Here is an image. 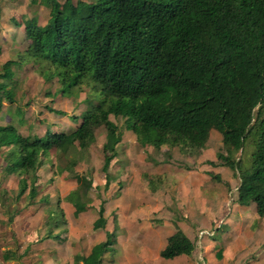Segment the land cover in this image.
<instances>
[{
    "label": "trees",
    "instance_id": "trees-1",
    "mask_svg": "<svg viewBox=\"0 0 264 264\" xmlns=\"http://www.w3.org/2000/svg\"><path fill=\"white\" fill-rule=\"evenodd\" d=\"M42 2L50 19L45 26L35 18L25 23L26 59L39 65L45 80L56 78L61 93L90 83L98 102L69 133L25 137L13 126L0 125V150L11 149L5 171L22 173L19 197L27 192L31 202L38 197V172L51 150L64 155L77 146L87 151L101 127L107 138L102 172L108 190L109 167L122 137L110 120L114 116L125 120L142 148L167 146L188 155L204 150L211 131H218L231 146L227 148L241 154L232 159L219 153L218 162L210 164L233 168L240 179L237 202L254 204L264 217V0ZM14 64L3 65L1 79L12 82ZM0 93L14 103L7 84L0 83ZM2 111L0 103V115ZM249 140L253 151L247 166L242 155ZM77 164V159L71 161L69 172L90 190L93 183L78 175ZM104 203L94 230L106 226ZM75 204L84 211L80 202ZM115 242V233L107 234L88 256L76 255L74 264H103ZM193 250V243L177 231L160 256L174 259Z\"/></svg>",
    "mask_w": 264,
    "mask_h": 264
},
{
    "label": "rangeland",
    "instance_id": "rangeland-1",
    "mask_svg": "<svg viewBox=\"0 0 264 264\" xmlns=\"http://www.w3.org/2000/svg\"><path fill=\"white\" fill-rule=\"evenodd\" d=\"M32 1L0 0V72H2L6 62L12 60L17 63L12 67L15 75L11 83L9 80L0 78V83L7 84L8 89L13 90L14 93V103L8 102L4 93H0V102H4V108L0 115V125L13 126L25 137H42L47 132L69 133L76 126L73 127V123L80 122L83 113L92 108L91 104L98 102V94L94 93L92 85L88 82L82 83L71 93H61L60 84L56 78L51 81L45 80L39 65L32 60H26L25 51L28 41L25 39L24 33L25 23L35 18L39 25L45 26L50 19V9L45 6L42 0H35V3ZM59 1L64 2V0ZM57 112H65L66 115L59 116ZM110 118L118 125L122 133L127 132L123 118L114 116H110ZM105 134V128H99L96 132V141L87 151L80 152L75 146L74 149L68 148L64 155L53 149L44 156V164L38 172L40 177L39 195L33 202L29 199L28 192L22 197L18 196L22 173L11 174L5 171L10 161L11 149L3 148L0 150V264H74L73 258L76 254L87 255L91 251L93 245L97 243L96 237L104 233L100 231L96 234L92 229L93 221L99 217L97 211L101 201L119 198L122 195L120 190L124 188V185L119 183L112 185V189L105 190L106 181L101 171L104 157L108 153L103 152L107 143ZM128 135L135 137L129 130ZM125 139L128 141L127 138ZM207 144L211 145L217 152V162L219 153L228 155L232 159L241 154L235 155L233 151L227 148L231 146L223 143L222 135L216 130L211 131ZM123 148L125 147L123 146ZM123 148H120V152L123 151ZM128 148L132 149L136 155H142V147L138 143L133 141ZM147 149L145 153H147L148 166L154 172H163L164 165L169 163L172 156L175 159L176 154L179 157L185 156L187 158L185 162L193 165L191 159L193 155L182 154L178 148L169 149V147L164 146L161 150H156L149 146ZM168 151L170 157L166 155ZM252 151L253 144L249 140L242 155L243 163H247L245 164L247 166H249ZM76 159L78 164L74 170L79 176L92 181L93 185L90 190L83 179L75 180L69 172L71 161ZM187 164L181 162L180 165L188 167ZM119 165L122 168L115 171V166ZM171 165L175 168L180 167L176 163H171ZM112 168L114 171L110 183L116 179L124 178L122 176L125 171V164H114L113 161ZM165 168L167 170L169 167ZM131 174H129L127 182L135 177ZM209 175L215 176L213 173H209ZM147 176H143L142 179L147 184L148 180H152V182L143 189V194L146 196L145 200L141 202L139 199L134 211L131 209H126V211L130 213L127 214L128 216H132L135 211L141 214L138 219L139 225L152 226L154 230H159L158 227L164 224L170 226L169 223L175 222L162 218L160 211L155 212L152 209L155 206L153 203L155 201H159V206L163 205L161 199L167 194H172L171 186L166 184L165 177L161 174ZM178 180H181L180 177ZM213 180V184L219 185L220 182L216 178ZM96 182L101 185L96 187ZM239 185L240 179L234 172L232 187L225 185L228 187V194L232 191V197L229 196L228 199L230 202H232L231 198H237ZM79 187L80 191L77 194L76 190ZM159 188H161L160 194H154ZM165 189L167 191L163 195ZM152 197H155V200L150 202ZM77 200L83 207L85 206L84 211L76 206L75 202L79 204ZM252 206L242 208L241 214H238L234 204L229 206L226 223L230 220L235 221V223L240 220V225L233 226L230 232L240 228L243 231L241 236H245V238L244 241H242L241 236L240 241L237 237L225 239L224 244L221 241V236H217L219 240L215 239V242L219 241V243L216 245L214 253L216 255L221 250V255L227 257V263L235 264L232 258L235 254L234 243V245H244L246 249L244 261L239 264H264V217H259L255 205L252 204ZM112 211L114 209L111 208ZM242 214L246 218L244 224L241 223L244 222ZM225 229H228L226 224L223 225V230ZM134 237L141 238V231L137 227ZM161 243V241L156 240L146 248L155 255L158 254V250L162 246ZM134 245L141 247L142 244L136 240ZM224 246H230L226 248V254H224ZM160 260L156 264H172L174 262V260L161 258ZM110 263L107 261L106 264Z\"/></svg>",
    "mask_w": 264,
    "mask_h": 264
},
{
    "label": "crops",
    "instance_id": "crops-1",
    "mask_svg": "<svg viewBox=\"0 0 264 264\" xmlns=\"http://www.w3.org/2000/svg\"><path fill=\"white\" fill-rule=\"evenodd\" d=\"M12 72L14 76L15 73L13 70ZM0 103L4 108V102ZM88 111L86 110L83 113L82 119ZM80 122L78 121L77 123H73V127L74 125H76L73 130L78 127ZM125 138H127L128 141ZM133 141L137 143L136 138L133 135L129 137L128 130L127 132L122 133L121 142L117 145L116 148V157L112 160L109 167V174L110 177H113V161L114 164L123 163L125 164V171L122 176L124 178L116 179V181L110 183L108 188V190L110 188L112 189V185H117L121 183L122 185H124V188H121L120 190L122 195L119 198L108 200L109 202L104 199V216L107 219L106 226L105 228L98 230H94L92 227L93 231L96 234L100 231L104 232L103 234H101V236L96 237L97 243H95L93 247L99 243L105 242L107 240V234L109 233H115L116 236V242L113 245V250L104 256L103 264H106L107 261L111 262L110 264L159 263L161 261V251L164 250L167 246L168 239L177 231H181L189 239V241L193 243L194 250L192 252V255L190 256L182 255L174 259H167L172 261L174 260L172 264H232V262L227 263V257H223V255H221V250H219L216 255L214 251L217 247L216 245L219 243V241L215 242V239L219 240L217 236H221V241L223 243L225 242V239H232L234 237H237L238 241H240V236L243 232L242 230H240V228H238L236 231L232 230L230 232L233 226L240 225V220H237L236 223L235 221L233 222L231 220L226 223V217L229 214L230 209L229 206L234 204L238 214H241L240 211L242 208H247L245 206L240 205L237 202V198H231L232 202L228 200L229 196L232 197V191H230V193L228 194V187L226 186L232 187V180L235 172L233 168L228 166L214 167L210 165L209 163L211 162H217V152L212 148L211 145L207 144V149L192 154L193 157H191V159L193 165H189L185 162L187 161V158H185V156L182 155L179 157L176 154V160L173 159L172 156L171 160H169V163L164 165V171L157 173L154 172L152 169H149L146 155L147 153H145L147 147L142 148V155H136L132 151V149L128 148L132 145ZM123 146L125 148H123ZM120 148H123L122 152H120ZM149 151L151 152V150ZM169 151L166 152V155L168 157L171 156L169 154ZM181 162L187 164L188 167L180 165ZM171 163H176L177 165H180V167L175 168L171 165ZM115 167V171H118L122 168L121 165ZM165 167L169 168H167L166 170ZM147 172H149V174H146ZM209 173H213L219 176V179L217 180L218 182H220L219 185L213 184L214 180L209 175ZM129 174H131V176L134 175L135 177L127 182ZM159 174L163 175V177H165L166 184L171 186L172 194H167L161 199V202H163L162 206L158 205L159 201L153 202L155 200V197H152L150 199V202L152 201L155 205L152 209L155 212L160 211V215L162 218L175 222L169 223L170 226L164 224L163 226L158 227L159 230H154L152 226L138 224V219L141 215L139 212L135 211L132 216H128L127 214L130 213H128L126 209H131L134 211L135 206L137 208L139 199L141 200V202L145 200L146 196L143 194V189L149 184H151L152 180H148L147 184V182L142 179L143 176L148 177L147 175L154 176ZM182 176L184 177L182 178ZM178 177H180L181 180H178ZM98 185L101 184H98L96 182V187H98ZM160 189L161 188L157 189L154 194H160ZM166 191L167 189H165L163 195ZM111 208L114 209V211L111 212ZM242 216L244 222L241 223L244 224L246 218L243 214ZM224 224H226V228L228 229L223 230ZM136 227L141 231V238L134 237V234H136ZM201 233H203V235H201ZM122 236L123 238H121ZM244 238L245 236H241L242 241H244ZM136 240L139 241L145 247H143L142 245L141 247L134 245V241ZM156 240L161 241L162 246L158 250V254L153 255L151 251L146 247L150 246V244H152ZM229 247L230 246H224V248L222 247L225 250L224 254H226V248ZM233 249L235 251V254L232 256L233 261L235 262V264L242 263L244 261V254L246 251L245 246L240 244L234 245L233 243ZM90 252L87 255H76L88 256Z\"/></svg>",
    "mask_w": 264,
    "mask_h": 264
},
{
    "label": "built area",
    "instance_id": "built-area-1",
    "mask_svg": "<svg viewBox=\"0 0 264 264\" xmlns=\"http://www.w3.org/2000/svg\"><path fill=\"white\" fill-rule=\"evenodd\" d=\"M201 235H203V233H201ZM204 264V263H203Z\"/></svg>",
    "mask_w": 264,
    "mask_h": 264
}]
</instances>
